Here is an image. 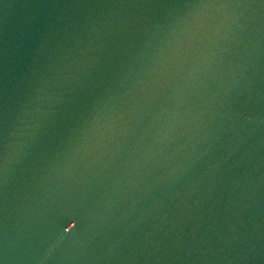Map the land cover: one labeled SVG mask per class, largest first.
<instances>
[{
  "label": "water",
  "instance_id": "water-1",
  "mask_svg": "<svg viewBox=\"0 0 264 264\" xmlns=\"http://www.w3.org/2000/svg\"><path fill=\"white\" fill-rule=\"evenodd\" d=\"M262 123L264 0H0V264Z\"/></svg>",
  "mask_w": 264,
  "mask_h": 264
}]
</instances>
